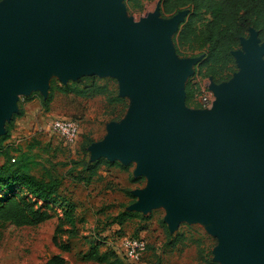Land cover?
<instances>
[{"label": "water", "instance_id": "obj_1", "mask_svg": "<svg viewBox=\"0 0 264 264\" xmlns=\"http://www.w3.org/2000/svg\"><path fill=\"white\" fill-rule=\"evenodd\" d=\"M121 2L0 1V134L16 95L31 87L45 95L52 69L63 82L115 77L130 108L89 146L90 161L139 159L135 174L149 183L133 192L132 209L164 203L172 229L209 219L215 260L264 264V43L250 28L240 40L245 52H232L239 69L207 86L211 106L189 110L185 78L196 61L179 59L171 40L187 10L135 21Z\"/></svg>", "mask_w": 264, "mask_h": 264}, {"label": "rangeland", "instance_id": "obj_2", "mask_svg": "<svg viewBox=\"0 0 264 264\" xmlns=\"http://www.w3.org/2000/svg\"><path fill=\"white\" fill-rule=\"evenodd\" d=\"M121 3L124 15L135 21H140L152 12H156L161 21L174 15H162L159 0H144L142 9L135 12L126 10L125 0ZM248 36L249 33L245 38ZM237 51L245 52L244 46L241 45ZM177 57L196 61L189 66L185 78V84L190 82L194 89V98L186 107L189 110L196 109L200 92L215 82L211 77L195 73L200 57ZM238 69L235 61L234 72ZM107 78L114 81L119 91V80L111 76ZM74 80L71 76L63 82L59 73L52 69L47 73L48 88L45 95L34 87L26 93L17 94L16 109L5 118L4 131L0 134V137L3 136L9 128L10 137L0 147V164L6 159L17 158L21 150L32 154L39 162L40 165L32 170L35 175H40L46 168L52 175L62 178L59 201L64 206H69V203L75 206L79 230L78 236L70 240L71 250L66 254L70 261L76 262L77 257H82L90 244L96 242L100 251L114 252L112 264H125L119 254L121 237L142 236L148 242L145 255L147 264H223L214 259L219 239L210 232L212 222L209 219H183L172 229L166 221L168 207L164 203L148 211L132 209L131 205L138 199L133 192L146 189L149 183L146 174H135L139 159L133 158L123 163L120 159L104 158L115 164L102 163L95 175L87 177L89 171L86 170L85 162L90 161L89 146L105 138L108 124L119 123L127 115L132 97L125 95L127 107L120 118L113 120L109 114L113 106L103 97H81L60 88ZM52 82L55 85L53 97L44 106L41 97L44 99L49 95ZM18 111H23V114L14 118ZM57 118L78 122L79 136L74 143L66 144L52 130L51 122ZM56 206L53 218L36 226L0 224V264H44L47 257L59 251L52 243V235L56 226L61 224L65 228L67 223L60 217L63 216L62 208ZM122 211L134 214L126 216L120 226L115 222ZM173 238L177 239L176 242L170 243Z\"/></svg>", "mask_w": 264, "mask_h": 264}, {"label": "trees", "instance_id": "obj_3", "mask_svg": "<svg viewBox=\"0 0 264 264\" xmlns=\"http://www.w3.org/2000/svg\"><path fill=\"white\" fill-rule=\"evenodd\" d=\"M143 2L144 0H125V8L129 12L139 11ZM159 5L162 15L187 10L185 20L171 38L175 52L180 56L200 57L195 73L211 77L215 83L232 77L235 70L232 52L240 47L241 38L248 35L251 27L258 31L260 41H264V0H159ZM54 86L52 82L49 95L44 99L41 97L44 106L51 101ZM60 88L81 97H103L113 106L109 112L113 120L120 118L127 107V99L118 94L111 78L83 75ZM193 98V86L187 82L185 104H189ZM117 106L120 108L117 109ZM199 106L196 102V107ZM22 114L23 111H18L14 118ZM9 137L10 130L7 128L0 137V147H3V141ZM102 163L115 164L104 158L92 162L87 160V177L95 175ZM39 165L32 154L21 150L17 158L6 159L0 164V224L36 226L53 218L57 204L62 208L63 216L60 217L64 218L67 227L63 228L61 224L55 227L51 240L59 253L47 257L44 264H68L63 254L70 252V240L79 234L75 206L71 203L64 206L59 201L62 178L52 175L46 168L38 176L32 172ZM133 214L134 212L122 211L117 215L115 223L121 226L126 216ZM176 240L173 238L170 243H175ZM112 253L114 252L100 251L98 244L94 242L81 258L98 264H112ZM121 258L126 264L124 258Z\"/></svg>", "mask_w": 264, "mask_h": 264}, {"label": "built area", "instance_id": "obj_4", "mask_svg": "<svg viewBox=\"0 0 264 264\" xmlns=\"http://www.w3.org/2000/svg\"><path fill=\"white\" fill-rule=\"evenodd\" d=\"M214 100L212 92L204 88L198 98V108L211 106ZM51 127L56 134L66 143H74L79 136V124L77 121L67 118H57L51 122ZM147 241L144 237L124 236L121 237L119 252L126 264H147L144 260Z\"/></svg>", "mask_w": 264, "mask_h": 264}, {"label": "crops", "instance_id": "obj_5", "mask_svg": "<svg viewBox=\"0 0 264 264\" xmlns=\"http://www.w3.org/2000/svg\"><path fill=\"white\" fill-rule=\"evenodd\" d=\"M118 247H120V243H119ZM56 253H59V251H56V252H54L53 254H56ZM67 253H70V252H67ZM67 253H64L63 255H64V257L68 260V264H98V263L93 262V261H86V260H83L80 256L77 257L78 260H77L76 262H72V260L70 261V258L66 255ZM119 253H120V252H119ZM53 254H51V255H53ZM51 255H50V256H51Z\"/></svg>", "mask_w": 264, "mask_h": 264}]
</instances>
